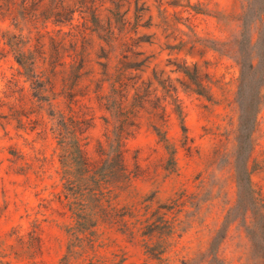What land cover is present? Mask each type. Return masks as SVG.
<instances>
[{
    "label": "rangeland",
    "instance_id": "obj_1",
    "mask_svg": "<svg viewBox=\"0 0 264 264\" xmlns=\"http://www.w3.org/2000/svg\"><path fill=\"white\" fill-rule=\"evenodd\" d=\"M101 1L62 28L83 67L41 65V90L0 41V264H264V86L237 184L238 43L264 0Z\"/></svg>",
    "mask_w": 264,
    "mask_h": 264
},
{
    "label": "trees",
    "instance_id": "obj_2",
    "mask_svg": "<svg viewBox=\"0 0 264 264\" xmlns=\"http://www.w3.org/2000/svg\"><path fill=\"white\" fill-rule=\"evenodd\" d=\"M70 1L73 0H0V20L9 19L15 31L2 33L0 41L21 70L20 74L27 78L36 90H41L43 86V81L40 80L41 74L37 72L41 65H63V60L67 57L73 64L77 62V69H81L88 58L89 54L86 50L90 47V43H86L85 48L77 50L75 45L77 41L72 37V33L62 32V28L67 27L70 30L76 28L73 25L76 13L81 14L86 23L98 26L104 3L101 0H78L75 4H69ZM113 3V10H107V12L109 11L112 16H121V0H115ZM26 21L32 25V28L36 29L35 26L41 23L46 29L43 34H38V39L30 50H26V34L23 33ZM257 23L256 37L250 39L246 35V20L245 17L243 18V30L238 43L241 68V84L238 90L241 111L238 127L240 132L237 168L239 189L250 186L246 161L251 150L250 140L255 126L260 90L264 86V15H259ZM49 24L59 27L60 30L57 33L64 38L70 37L69 47L65 46L63 38L57 39L50 35L47 30ZM46 37L52 48L51 51L46 50ZM102 55L103 59L107 58V53ZM252 59L253 64L250 63Z\"/></svg>",
    "mask_w": 264,
    "mask_h": 264
}]
</instances>
